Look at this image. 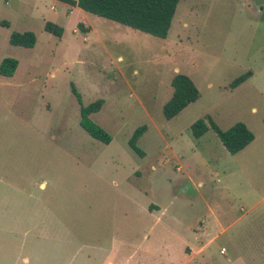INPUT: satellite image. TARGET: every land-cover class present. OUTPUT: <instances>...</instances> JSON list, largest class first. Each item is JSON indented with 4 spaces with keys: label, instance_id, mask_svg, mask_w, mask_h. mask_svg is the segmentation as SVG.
<instances>
[{
    "label": "rangeland",
    "instance_id": "374dc122",
    "mask_svg": "<svg viewBox=\"0 0 264 264\" xmlns=\"http://www.w3.org/2000/svg\"><path fill=\"white\" fill-rule=\"evenodd\" d=\"M26 30L34 47L10 43ZM6 57L0 264H264V0H181L165 39L63 0H0ZM179 72L200 97L167 119ZM72 83L84 105L104 99L90 118L110 143L81 126ZM210 122L255 139L231 154Z\"/></svg>",
    "mask_w": 264,
    "mask_h": 264
},
{
    "label": "trees",
    "instance_id": "16d2710c",
    "mask_svg": "<svg viewBox=\"0 0 264 264\" xmlns=\"http://www.w3.org/2000/svg\"><path fill=\"white\" fill-rule=\"evenodd\" d=\"M74 6H78L86 12L93 13L133 29L160 37L167 38L175 17L178 4L181 0H63ZM45 30L61 37L63 27L48 21ZM37 37L34 32L14 31L10 36V43L16 46L32 48L35 46ZM19 60L14 57H6L0 63V75L12 77L16 73ZM252 73L249 71L236 78L231 86L237 87L243 83ZM172 86L174 88L171 98L163 107L165 117L172 119L176 117L189 104L200 97V91L193 79L186 73H177L173 76ZM73 93L77 96L81 110V126L94 138L108 144L112 141V135L102 126L95 123L90 115L98 112L104 104L100 98L89 105H84L82 96L76 85L71 84ZM211 126L216 131L223 146L231 154H237L245 149L255 139V134L244 122H237L226 130L220 129L213 122ZM209 129L208 124L200 119L192 125L193 135L201 137ZM147 130L146 125L138 127L129 140V144L137 153L144 156V151L138 146L140 137Z\"/></svg>",
    "mask_w": 264,
    "mask_h": 264
},
{
    "label": "crops",
    "instance_id": "0c3cea01",
    "mask_svg": "<svg viewBox=\"0 0 264 264\" xmlns=\"http://www.w3.org/2000/svg\"><path fill=\"white\" fill-rule=\"evenodd\" d=\"M158 208H160L159 206H157ZM194 230H196V229H194Z\"/></svg>",
    "mask_w": 264,
    "mask_h": 264
}]
</instances>
